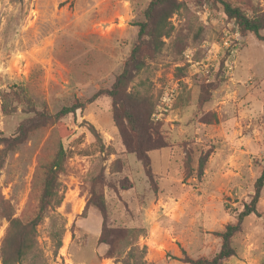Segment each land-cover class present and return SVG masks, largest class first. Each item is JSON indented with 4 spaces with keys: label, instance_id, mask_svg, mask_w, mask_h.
Masks as SVG:
<instances>
[{
    "label": "rangeland",
    "instance_id": "374dc122",
    "mask_svg": "<svg viewBox=\"0 0 264 264\" xmlns=\"http://www.w3.org/2000/svg\"><path fill=\"white\" fill-rule=\"evenodd\" d=\"M179 1L164 45L128 86L148 99L150 119L159 123L164 145L149 152L154 181L125 151L106 97L34 134L0 171V196L13 204V216L32 214L36 170L57 144L69 157L59 174L62 201L36 226V246L21 264H121L98 241L99 212L83 213L89 181L101 173L109 223L135 228L130 264H187L178 259L181 246L192 259L212 257L220 247L214 232L249 200L264 165V42L241 36L220 6ZM231 1L245 8L243 0ZM148 2L0 0V88L27 85L52 114L109 88L137 42L134 22ZM252 2L264 7V0ZM17 110L0 111V136L14 134ZM258 209L259 216L245 217L223 264H264V186ZM7 225L0 217V245Z\"/></svg>",
    "mask_w": 264,
    "mask_h": 264
},
{
    "label": "trees",
    "instance_id": "16d2710c",
    "mask_svg": "<svg viewBox=\"0 0 264 264\" xmlns=\"http://www.w3.org/2000/svg\"><path fill=\"white\" fill-rule=\"evenodd\" d=\"M213 7L220 6L226 18L233 22L241 36L252 34L258 41L264 42V7L254 4L252 0H243L245 8L231 0H204ZM181 6L179 0H149L142 11L140 19L134 22L137 27V42L132 47L121 71L115 77L109 88L97 90L86 101L79 99L70 105H63L52 114L41 96L32 94L27 85L13 83L8 90L0 88V111L2 116H10L18 112L22 119L18 123L12 136H0V171L4 167L6 158L21 150L28 139L36 134L46 132L48 126L57 123L85 103L92 102L99 97H106L111 104L112 116L119 128L122 145L127 153H133L141 162L148 179L153 180L151 172V158L149 152L163 147L157 134V125L150 118L152 105L147 98L138 92L128 90L133 76L145 65V59L158 53L164 45L163 37L169 36L173 26L170 18ZM203 92L207 93L206 86ZM203 98V94L201 95ZM202 102V101H201ZM186 171L190 170L191 153H187ZM69 154L61 144H57L50 159L39 165L35 175V202L31 204L32 214L14 215V206L10 200L0 196V217H5L8 225L1 240L0 255L2 264H21L26 256L36 246L35 228L50 210L58 207L63 198L59 174L64 170ZM206 154L199 156L197 177L203 172ZM11 181V179H10ZM154 183V182H153ZM107 185L103 173L92 177L89 181L88 193L84 207V214L89 207L95 208L101 216V228L98 241L107 246V257L117 256L121 264H130L134 258L135 228L128 226H114L109 223V214L103 198V187ZM264 186V165L259 169L258 176L253 182L249 200L242 203L232 222L226 223L222 230L214 232L220 239L218 251L210 258H190L181 246V256L178 257L187 264H223L234 255L231 245L232 238L242 231L245 217L253 214L260 215L258 202ZM113 188V186H110ZM29 206V205H28ZM60 246V239L57 247ZM128 249L125 253L124 251Z\"/></svg>",
    "mask_w": 264,
    "mask_h": 264
},
{
    "label": "built area",
    "instance_id": "2783aa9c",
    "mask_svg": "<svg viewBox=\"0 0 264 264\" xmlns=\"http://www.w3.org/2000/svg\"><path fill=\"white\" fill-rule=\"evenodd\" d=\"M186 57H187V55H186Z\"/></svg>",
    "mask_w": 264,
    "mask_h": 264
}]
</instances>
